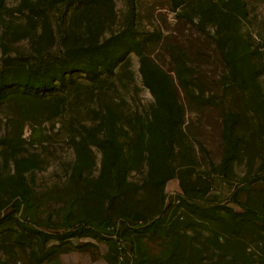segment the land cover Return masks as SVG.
Listing matches in <instances>:
<instances>
[{"label": "rangeland", "instance_id": "1", "mask_svg": "<svg viewBox=\"0 0 264 264\" xmlns=\"http://www.w3.org/2000/svg\"><path fill=\"white\" fill-rule=\"evenodd\" d=\"M42 261L264 264V0H0V264Z\"/></svg>", "mask_w": 264, "mask_h": 264}, {"label": "crops", "instance_id": "2", "mask_svg": "<svg viewBox=\"0 0 264 264\" xmlns=\"http://www.w3.org/2000/svg\"><path fill=\"white\" fill-rule=\"evenodd\" d=\"M159 249H157L158 251ZM126 264H135L140 261H125ZM42 264H109L108 261H42Z\"/></svg>", "mask_w": 264, "mask_h": 264}]
</instances>
